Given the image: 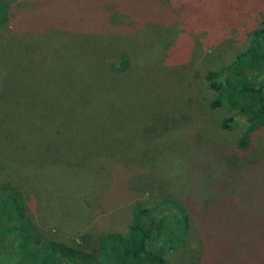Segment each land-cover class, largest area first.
<instances>
[{
  "label": "rangeland",
  "instance_id": "1",
  "mask_svg": "<svg viewBox=\"0 0 264 264\" xmlns=\"http://www.w3.org/2000/svg\"><path fill=\"white\" fill-rule=\"evenodd\" d=\"M10 2L18 29L0 26V184L19 192L38 245L94 247L126 230L136 201L183 200L189 186L201 198L206 186L190 165L196 155L193 163L209 169L202 226L218 240L203 258L192 222L169 264H264V172L259 179L242 167L264 161V126L238 156L245 128L221 126L234 111L211 106L217 94L205 78L249 45V31L264 22V0ZM112 54L119 73L67 65ZM54 105L66 121L49 127ZM220 155L231 168L222 177ZM122 178L129 200L97 207ZM18 251L6 256L11 262L0 252V264H52L33 242Z\"/></svg>",
  "mask_w": 264,
  "mask_h": 264
},
{
  "label": "trees",
  "instance_id": "2",
  "mask_svg": "<svg viewBox=\"0 0 264 264\" xmlns=\"http://www.w3.org/2000/svg\"><path fill=\"white\" fill-rule=\"evenodd\" d=\"M13 9L14 6L10 0H0V26L10 23L16 31L18 29V11ZM115 57L114 54L112 56L102 55L94 61L76 58L78 61L67 65L77 64V67L81 66L80 70L85 72L98 70L119 73L114 64ZM120 60V62H126L124 58ZM128 65L127 63L124 67L126 68ZM124 67L122 66L120 69H124ZM205 78L209 88L217 94L211 102V106H227L234 111L233 115L224 118L221 126L224 128L244 126L245 129L236 142L238 156H244L253 144L254 133L264 126V22L249 31V45L244 50L238 52L226 66L207 71ZM61 116L63 115L56 112L55 105L52 106L47 126L53 127L56 119L59 122L66 121L61 120L59 118ZM44 123L46 124V121ZM207 154L206 156L199 155L202 160H207L210 158V155ZM191 158H193L190 162L191 167L196 172H200L199 184L203 182L206 186L200 193L201 198L196 197L199 187L194 182L198 189L194 192L189 186L192 192L189 190L190 193L188 192L183 200L159 198L149 204L136 201L132 206L131 222L125 231L106 233L100 237L94 247L85 249L48 239L38 245L40 238L34 236L31 223L24 214L19 192L7 184H0V192L3 191L0 196V215L3 217L0 219L9 218L10 214L14 216L13 211L18 214L20 219H24L22 221L9 218L2 221L0 240L4 243L0 242V252L5 257L12 254L20 256L22 251L18 250L33 242L37 250H45V254L52 264H169L168 254L183 243L193 222L200 231L204 242L205 248L202 257L207 259L208 247H211V244L216 245L218 240L216 236L207 235V232H204V226H202L205 207L209 200L207 195L210 185L207 177L209 169L206 172L204 167L193 163L198 158L196 155ZM215 161L218 163L215 166L222 168L215 169L216 175L220 176L222 171V177L224 172L231 170L230 167H225L228 165L223 162L221 155ZM242 167L257 170L256 178L262 179L264 161ZM210 168L212 169V166ZM238 170L236 169L234 172ZM124 183V178L115 180L112 189H114L116 198H114L115 195L104 196L97 201V207L102 205L105 208L104 211H108L109 207L114 208L126 203L129 196L125 192L127 190L122 187L126 188ZM2 203L4 205H1ZM14 231L17 238L13 240L9 238L8 234ZM9 259L11 260L6 257L3 258V261L11 262Z\"/></svg>",
  "mask_w": 264,
  "mask_h": 264
}]
</instances>
